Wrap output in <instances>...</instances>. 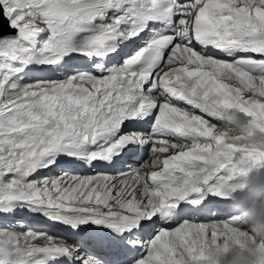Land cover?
Listing matches in <instances>:
<instances>
[{"label":"snow or ice","instance_id":"6c2138e0","mask_svg":"<svg viewBox=\"0 0 264 264\" xmlns=\"http://www.w3.org/2000/svg\"><path fill=\"white\" fill-rule=\"evenodd\" d=\"M254 173L264 0H0V264H206Z\"/></svg>","mask_w":264,"mask_h":264},{"label":"clouds","instance_id":"9594fccd","mask_svg":"<svg viewBox=\"0 0 264 264\" xmlns=\"http://www.w3.org/2000/svg\"><path fill=\"white\" fill-rule=\"evenodd\" d=\"M232 127L220 128L218 133L229 132L231 135H246L249 131L243 119L239 116L231 121ZM259 201L257 208L243 210L241 222L247 225L246 237H239V243L235 239L230 242L222 240L219 244L209 241L206 249V264H255L257 258L264 256V192L255 194Z\"/></svg>","mask_w":264,"mask_h":264},{"label":"bare ground","instance_id":"6f19581e","mask_svg":"<svg viewBox=\"0 0 264 264\" xmlns=\"http://www.w3.org/2000/svg\"><path fill=\"white\" fill-rule=\"evenodd\" d=\"M254 177L256 178V176L254 175ZM259 179V178H257ZM264 181V180H261V182ZM238 234V235H236ZM245 234H243L242 231H239V230H233L232 233H230L229 237L233 240L235 239L237 243H239V237L241 236H244ZM245 237V236H244ZM231 241V240H230Z\"/></svg>","mask_w":264,"mask_h":264},{"label":"rangeland","instance_id":"374dc122","mask_svg":"<svg viewBox=\"0 0 264 264\" xmlns=\"http://www.w3.org/2000/svg\"><path fill=\"white\" fill-rule=\"evenodd\" d=\"M236 235H238V234H236ZM230 240H232V239L230 238ZM230 240H229V241H230ZM226 241H228V240H226ZM211 242H212L213 244H215V242H214V241H211Z\"/></svg>","mask_w":264,"mask_h":264}]
</instances>
